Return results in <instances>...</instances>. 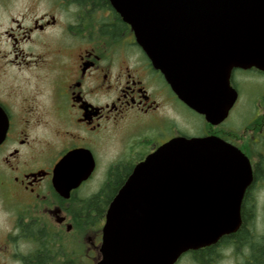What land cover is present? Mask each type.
Here are the masks:
<instances>
[{
	"label": "flooded vegetation",
	"instance_id": "af4514ba",
	"mask_svg": "<svg viewBox=\"0 0 264 264\" xmlns=\"http://www.w3.org/2000/svg\"><path fill=\"white\" fill-rule=\"evenodd\" d=\"M261 80L264 71L234 69L237 100L213 125L174 92L109 0H0V264H98L108 208L136 166L174 139L204 137L239 149L254 181L238 232L174 264H218L226 249L235 264H264L255 260L264 215L258 228L251 198L264 176V87L243 92ZM76 150L95 167L68 190L74 172L57 171ZM114 177L113 198L92 199ZM238 242L248 246L236 255Z\"/></svg>",
	"mask_w": 264,
	"mask_h": 264
},
{
	"label": "water",
	"instance_id": "95a60500",
	"mask_svg": "<svg viewBox=\"0 0 264 264\" xmlns=\"http://www.w3.org/2000/svg\"><path fill=\"white\" fill-rule=\"evenodd\" d=\"M109 1L174 92L213 125L237 100L233 70L264 71V0ZM7 130L0 108V143ZM94 167L90 152L76 150L57 172L72 169L69 190ZM253 181L249 159L222 139L166 143L136 166L113 198L98 264H174L189 250L235 234Z\"/></svg>",
	"mask_w": 264,
	"mask_h": 264
},
{
	"label": "rangeland",
	"instance_id": "374dc122",
	"mask_svg": "<svg viewBox=\"0 0 264 264\" xmlns=\"http://www.w3.org/2000/svg\"><path fill=\"white\" fill-rule=\"evenodd\" d=\"M256 86L261 87V88L264 87V80H261L259 85H257V82L251 81L250 85H247L243 88V92L246 95V92L247 93L251 92V89H253L252 87H256ZM247 104H248V101H245L246 106H247ZM242 106L244 107L243 104H241V107ZM237 110H239V112L242 113V110L240 109V107L237 108ZM247 111H248V109L245 107L243 113H245ZM200 125H201V121H198L197 126L199 127ZM97 179H98V177L96 178V180ZM90 188H92V186ZM251 198L256 200L257 207L254 209L256 212L255 220H256L257 227L260 228L259 225L261 222H263L262 216L264 215V176H263V178H261L257 182L256 187H254V190L251 193ZM247 246H248V243H246V242H245V244L239 243V242L236 243L234 246L235 254L239 255V253H242L246 249ZM224 251L225 252H223V251L221 252V256L219 257L218 264H235L236 259L232 256L233 253L229 249L228 250L226 249ZM238 259H239V257H238Z\"/></svg>",
	"mask_w": 264,
	"mask_h": 264
},
{
	"label": "trees",
	"instance_id": "16d2710c",
	"mask_svg": "<svg viewBox=\"0 0 264 264\" xmlns=\"http://www.w3.org/2000/svg\"><path fill=\"white\" fill-rule=\"evenodd\" d=\"M119 179L117 177H114L111 179V181L104 186V189L98 193L97 195L93 196L92 199H100V198H105L107 201H110L113 196L115 195L116 191L113 188L116 185V182ZM247 215H245V221H247ZM264 246H260L258 244L255 245L256 248V254H255V260L256 263H264V256L260 255L259 253L261 252L260 248H263Z\"/></svg>",
	"mask_w": 264,
	"mask_h": 264
}]
</instances>
